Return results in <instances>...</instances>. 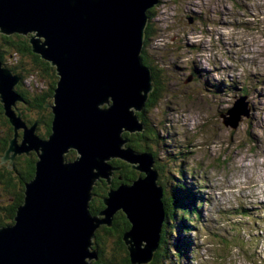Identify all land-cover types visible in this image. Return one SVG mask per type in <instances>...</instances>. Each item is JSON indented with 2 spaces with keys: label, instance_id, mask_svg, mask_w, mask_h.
<instances>
[{
  "label": "water",
  "instance_id": "1",
  "mask_svg": "<svg viewBox=\"0 0 264 264\" xmlns=\"http://www.w3.org/2000/svg\"><path fill=\"white\" fill-rule=\"evenodd\" d=\"M159 1L0 0V33L36 34L33 53L58 75L52 134L42 139L13 112L21 80L0 60V101L16 133L2 159L13 164L24 153L38 156L14 224L0 227V264H91L86 259L99 255L92 250L98 228L112 227L119 211L131 226L123 237L131 264L154 259L165 218L158 171L152 155L122 149V134L143 131L135 111L142 112L153 91L152 71L142 59L147 10ZM230 113L236 127L245 110L236 104ZM72 150L80 157L69 161ZM113 159L138 164L132 168L144 177L111 190L100 220L89 203L98 180L111 183L107 161Z\"/></svg>",
  "mask_w": 264,
  "mask_h": 264
},
{
  "label": "rangeland",
  "instance_id": "2",
  "mask_svg": "<svg viewBox=\"0 0 264 264\" xmlns=\"http://www.w3.org/2000/svg\"><path fill=\"white\" fill-rule=\"evenodd\" d=\"M147 14L152 17L149 26L154 34L147 36L145 51L159 72L161 87L159 100L147 118L161 135L167 129L183 150L188 146L182 159L187 163V176L201 187L205 198L202 225L197 224L192 234L195 249L190 264L264 261V196L254 199L255 194L264 192V0H161ZM30 35L37 39L36 34ZM13 58L6 53L5 66L14 65ZM191 71L196 73L194 78L213 85L223 95L212 97L201 92ZM15 76L25 91L43 89L42 84ZM234 82H249L253 88L243 96H239L242 89L227 92L226 87H235ZM21 101L12 110L23 123L25 105ZM236 104H241L245 113L233 127L230 111ZM4 118L5 112L0 116V138L6 140ZM20 131H25L23 125L18 134ZM22 142L23 138L19 145ZM122 149L131 147L126 143ZM4 157L5 153L0 156V164L10 167L11 160L4 162ZM4 192L0 186V202L5 201ZM101 212L95 216L103 220ZM103 227L107 226L101 225L97 232ZM235 235L240 239L235 240ZM101 249L104 257L112 258L119 250L116 238H108ZM92 250L99 253L97 248ZM102 259L99 253L97 259L86 261L105 264ZM113 263L118 264L117 259Z\"/></svg>",
  "mask_w": 264,
  "mask_h": 264
},
{
  "label": "trees",
  "instance_id": "3",
  "mask_svg": "<svg viewBox=\"0 0 264 264\" xmlns=\"http://www.w3.org/2000/svg\"><path fill=\"white\" fill-rule=\"evenodd\" d=\"M150 11H153V9ZM150 23L152 24V17L149 15L146 38L148 35L154 34L153 30L150 29ZM30 39L31 35L13 34L7 36L0 33V60L5 66V54L14 55V65L5 67L12 74L20 76L21 79L29 78L34 83L43 85V89L40 92L31 93L28 89L25 91L21 86L22 83L15 86L14 90L20 96L21 102H24L25 111L22 114L26 126L35 125L36 134L42 139H48L52 134L54 116L51 106L54 104L58 77L56 76L55 67H52L49 62L33 53ZM145 45L142 59L145 67L152 71L155 89L150 94L142 112L136 114L144 131L134 133V135L132 133H123L122 137L127 140L133 152L137 154L146 152V154L152 155L155 161V170L158 171L157 184L163 192L162 201L165 209V218L162 224L158 250L149 264H190V255L195 249L192 234L197 229V224H201L203 221L202 209L205 198L203 192L200 191L201 187L187 176L188 169H185L187 163H184L182 159L187 155L188 146L183 150L182 145H178L172 139V134L167 129L163 133L164 135H161V132L155 128L154 123L147 118L148 112L155 108L159 100L158 96L161 95V87L157 81L159 72L152 66L151 56L146 53ZM196 73L200 75L197 70ZM196 73L192 74L191 71L193 80L196 81L197 88L201 92L212 97L223 95L213 85L204 83L199 78H194ZM232 85H235V87L231 86V90L240 89L238 85L245 88L252 87L250 83L242 85L234 82ZM248 90L244 89V95H246ZM3 113L4 106L0 101V116ZM3 123L7 128V132L6 141L2 144L0 143V153L4 154L10 140L13 138L14 128L8 118H4ZM22 134L23 131H20L19 141L22 139ZM76 154L77 151L72 150L66 157L69 161H74ZM37 160V154L31 153L25 157L17 158L12 168L7 167V165L0 166V186L6 190L3 194L5 201L0 202V227L14 224L17 210L24 203L25 184L35 177ZM180 160L179 164L178 161ZM111 166L119 174H114L113 171L111 183L107 184L101 180L94 185L92 190L94 198L89 203V209L93 215L105 209L106 206L103 199L108 196L111 190H117L121 185H132L139 178L144 177V175L119 159L112 161ZM119 214L120 216L117 214L114 217L112 227H103L104 233L102 230L100 233H96L95 248L101 253V258H103L102 260L105 264H114V259L115 261L117 259L118 264H131L127 247L123 241L124 234L131 229V226L126 216L122 212ZM108 238H116L117 240L119 250H115L113 253L114 258L103 256L104 252H102L101 246H104ZM234 239L239 240L240 236L235 235ZM255 264H264V261L262 260Z\"/></svg>",
  "mask_w": 264,
  "mask_h": 264
},
{
  "label": "flooded vegetation",
  "instance_id": "4",
  "mask_svg": "<svg viewBox=\"0 0 264 264\" xmlns=\"http://www.w3.org/2000/svg\"><path fill=\"white\" fill-rule=\"evenodd\" d=\"M154 89H155V86L153 85V91H154ZM152 91V92H153ZM4 120V119H3ZM6 140H4L3 138H0V143L2 144V143H4ZM2 155H4L3 153H0V156L2 157ZM18 158V157H17ZM16 158V159H17ZM16 159L14 160V162H13V164H11L10 163V168H12L13 166H14V163H15V161H16ZM2 161H3V159H2ZM4 165V163H1L0 164V166H3ZM6 165V164H5ZM112 178H113V175H112ZM17 179V178H16ZM17 181H18V179H17Z\"/></svg>",
  "mask_w": 264,
  "mask_h": 264
},
{
  "label": "bare ground",
  "instance_id": "5",
  "mask_svg": "<svg viewBox=\"0 0 264 264\" xmlns=\"http://www.w3.org/2000/svg\"><path fill=\"white\" fill-rule=\"evenodd\" d=\"M160 2H161V0L156 4L157 6H159V4H160ZM153 6L152 8H150V10L151 9H153V8H155V7H157V6ZM31 33H35V32H31ZM30 35V34H29ZM134 133V132H133ZM262 196H264V192L262 191L261 193H257V194H255V198L254 199H261L262 198Z\"/></svg>",
  "mask_w": 264,
  "mask_h": 264
}]
</instances>
